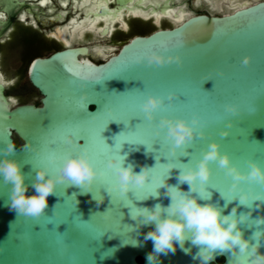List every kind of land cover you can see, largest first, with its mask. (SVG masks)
Returning <instances> with one entry per match:
<instances>
[{"label":"water","instance_id":"water-1","mask_svg":"<svg viewBox=\"0 0 264 264\" xmlns=\"http://www.w3.org/2000/svg\"><path fill=\"white\" fill-rule=\"evenodd\" d=\"M29 6L22 0H0V39L11 32L16 15L23 22ZM180 17L172 28L114 44L122 47L99 64L95 63L100 56H90L84 48L34 59L28 73L41 94L39 102L15 103L5 94L10 81L0 73V149L14 136L20 140L11 158L23 165L25 183L31 185L41 167L56 175L64 157L84 151L97 169L106 170L113 155L125 156V166L134 164L136 172L143 165L152 168L148 183L126 195L115 187L112 169L90 187L59 183L40 217L10 210L11 185L0 176V264H148L153 242L145 241L144 235L153 226L141 228L130 215L136 214L137 207L167 206L170 201L161 185L165 181L177 185L178 171L197 167L212 141L240 171H250V159L264 167V0H243L220 16H187L181 9ZM153 51L179 56L182 64L148 66L146 56ZM137 57L145 60L137 63ZM169 93H176L171 103ZM150 95L164 97L151 122L141 111ZM229 104L238 106L237 114L225 110ZM165 116L189 123L197 117L196 130L204 136L173 154L167 129L154 135ZM221 131L228 135L222 137ZM72 133L76 134L73 143H65ZM50 155L55 159L50 160ZM209 166L210 180L203 191L194 193L199 202L211 198L228 214L239 204L242 192L248 193L237 215L245 214L240 226L246 239L254 232L259 236L252 240L256 251L250 245L245 254L216 252L208 264H255L257 256L264 255V223L260 222L264 221V185L241 181L233 192V180L225 170L216 162ZM179 187L189 189L187 183ZM34 191L29 187L28 194ZM102 195L104 202L97 206L92 197L99 200ZM185 248L190 251L177 244L174 253L161 254V264H200L193 259L199 249L190 241ZM218 257L223 260L218 262Z\"/></svg>","mask_w":264,"mask_h":264},{"label":"clouds","instance_id":"clouds-1","mask_svg":"<svg viewBox=\"0 0 264 264\" xmlns=\"http://www.w3.org/2000/svg\"><path fill=\"white\" fill-rule=\"evenodd\" d=\"M145 57H137V63H141ZM148 66L155 65L162 67L170 63L182 64L179 56H166L160 52H150L146 56ZM247 65L248 58L243 60ZM176 93L168 94V102L171 103ZM164 104V97L150 95L141 105V111L146 119L151 122L155 119L158 109ZM227 112L238 113V106L234 104L226 105ZM199 119L193 117L191 123L185 118L162 117L156 128V134L167 129V139L172 141V153L175 154L178 148L186 149L188 145L197 136L203 137L204 132L196 130ZM230 126V125H229ZM227 131H221V136L226 137ZM75 133L64 138L65 143H73ZM16 143L12 140L7 142L5 148L0 149L3 158L0 159V176L3 177L5 184L11 185L10 189V210H14L17 215L26 217H40L45 214L48 207V197L55 194L57 184L71 182L72 185L81 187H90L98 177L104 176L102 169H97L90 155L86 151L77 155H67L63 158L62 166L58 169L56 175H49L47 168L41 167L36 171V178L31 185L25 183L26 174L22 172L23 165L11 154L16 150ZM55 159V157H53ZM125 156H114L108 160V167L113 170L116 177L115 187L122 193L128 194L133 188L143 187L148 183L152 168L143 165L139 172L134 171L135 165L128 163L125 166ZM210 162L218 163L220 169L225 170V174L232 178L230 190L235 192L241 181H248L264 185V167L258 161L248 160L250 171L242 172L238 166L232 164L228 153H221L220 144L212 141L208 150L203 153V158L198 161L195 168L188 167L185 170H179L177 174V185H170L167 181L161 185L165 188L164 196L170 203L164 206L160 203L152 207H137L136 214L130 215L133 221H139L141 228L153 226L145 235V241L153 242V250L147 254L148 264H161L160 255H167L176 251L177 244L185 252L190 249L185 248V242L191 244L199 250L193 256L198 259L200 264H208L216 252H230L236 254H245L250 245L253 250L258 249L257 245L252 243L253 238L257 239L259 233L254 232L252 238H245L244 228L240 225L245 222V214L237 211L240 205L245 206L248 200V193L242 192L239 196V204L232 207L228 214H224V207L217 203H200V197L195 195L204 190V186L211 178L212 170ZM199 180V189L197 187ZM187 183L188 191H183L179 185ZM29 187L33 188L34 194L29 195ZM159 194L155 196L158 198ZM97 206L104 202L102 195L99 200L92 197ZM223 199V197H221ZM79 201L77 200V204ZM227 205L225 204V207ZM56 205L53 207L55 209ZM264 223V221H260ZM255 264H264V255H258Z\"/></svg>","mask_w":264,"mask_h":264},{"label":"flooded vegetation","instance_id":"flooded-vegetation-1","mask_svg":"<svg viewBox=\"0 0 264 264\" xmlns=\"http://www.w3.org/2000/svg\"><path fill=\"white\" fill-rule=\"evenodd\" d=\"M22 1L30 4L23 22L16 15L11 32L0 39V73L10 81L5 94L15 103L39 102L41 98L28 73L36 58L84 48L90 50V56H100L95 63L99 64L122 47L114 44L178 25L181 9L187 16H220L230 12V5L243 0H125L123 4L118 0H91L94 8L87 11L80 10L82 0ZM103 8L109 12L101 13ZM92 22L95 24L91 26ZM5 68L13 71L11 76Z\"/></svg>","mask_w":264,"mask_h":264},{"label":"bare ground","instance_id":"bare-ground-1","mask_svg":"<svg viewBox=\"0 0 264 264\" xmlns=\"http://www.w3.org/2000/svg\"><path fill=\"white\" fill-rule=\"evenodd\" d=\"M78 5V4H77ZM104 5L103 3L101 4V6ZM94 8V3H92L91 0H82V3L80 5V10L81 11H87L88 9H93ZM181 17H179L180 19ZM95 22L91 23V26L94 25Z\"/></svg>","mask_w":264,"mask_h":264},{"label":"snow or ice","instance_id":"snow-or-ice-1","mask_svg":"<svg viewBox=\"0 0 264 264\" xmlns=\"http://www.w3.org/2000/svg\"><path fill=\"white\" fill-rule=\"evenodd\" d=\"M154 135H156V136H157L156 132L154 133ZM67 144H68V143H67ZM114 156H120V155H113L112 157H114ZM49 159H50V160H52V159H53V156H52V155H50V156H49ZM109 170H111V169L108 167V163H107V169H106V170H103V171H104V176H103V177H101V178H104V177H106V175H107V172H108ZM250 251H251V250H250Z\"/></svg>","mask_w":264,"mask_h":264},{"label":"trees","instance_id":"trees-1","mask_svg":"<svg viewBox=\"0 0 264 264\" xmlns=\"http://www.w3.org/2000/svg\"><path fill=\"white\" fill-rule=\"evenodd\" d=\"M14 142L16 143V146L20 144V140L17 137H14ZM223 260V257H218L217 261L221 262Z\"/></svg>","mask_w":264,"mask_h":264},{"label":"rangeland","instance_id":"rangeland-1","mask_svg":"<svg viewBox=\"0 0 264 264\" xmlns=\"http://www.w3.org/2000/svg\"><path fill=\"white\" fill-rule=\"evenodd\" d=\"M4 71H5V73H6L7 75H9V76H11V73L13 72V71H12L11 69H9V68H5Z\"/></svg>","mask_w":264,"mask_h":264}]
</instances>
